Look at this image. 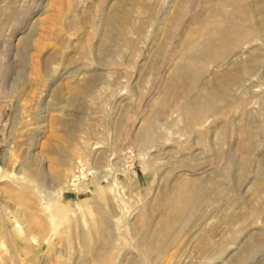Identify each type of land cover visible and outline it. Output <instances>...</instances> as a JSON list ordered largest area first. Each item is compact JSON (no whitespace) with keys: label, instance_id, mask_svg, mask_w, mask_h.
Returning <instances> with one entry per match:
<instances>
[{"label":"rangeland","instance_id":"374dc122","mask_svg":"<svg viewBox=\"0 0 264 264\" xmlns=\"http://www.w3.org/2000/svg\"><path fill=\"white\" fill-rule=\"evenodd\" d=\"M217 8L235 31L173 80ZM263 19L264 0H0V264H264Z\"/></svg>","mask_w":264,"mask_h":264},{"label":"bare ground","instance_id":"6f19581e","mask_svg":"<svg viewBox=\"0 0 264 264\" xmlns=\"http://www.w3.org/2000/svg\"><path fill=\"white\" fill-rule=\"evenodd\" d=\"M56 2V0H55ZM224 3V2H223ZM56 4V3H55ZM58 4V3H57ZM56 4V5H57ZM55 5V7H56ZM180 6V5H179ZM58 7V6H57ZM217 7H220V6H217ZM178 8V7H177ZM216 13L217 15H215V17L213 19H209L207 20V23L205 24V26L207 27V30H205V26L203 27L204 29H199V28H195V29H192L189 37L186 38L187 40V45L189 47V51H188V54H189V57L188 59H184V58H178V61H177V65L176 67L174 68V74H173V80H180V81H187V78L189 75H186L185 73H181L184 68H186L187 65H189V61L190 60H194L196 59L198 56L202 55V54H209L211 52V50L216 47L217 43L219 40L223 39L229 32H233L235 30L233 29H228V28H221L219 27V24L222 23L225 19H227L229 17L226 16V13L223 12L222 8H217L216 9ZM247 13V11H246ZM234 14V13H232ZM113 12L112 13H107V15L105 16V21H104V25H105V34L109 37L111 34V32L116 28L115 27V24H114V20H113ZM116 15V13H115ZM116 19V17H115ZM117 20V19H116ZM115 20V22H117ZM119 20V19H118ZM264 20V19H263ZM261 21V20H260ZM120 22V20H119ZM118 22V23H119ZM263 22V21H262ZM117 23V24H118ZM119 24H122V23H119ZM203 24V23H202ZM258 24V23H257ZM122 26V25H121ZM202 26V25H200ZM200 26H197V27H200ZM259 26V25H258ZM261 26V25H260ZM264 26V25H263ZM118 28V27H117ZM121 28V27H120ZM254 28H256V25L254 26ZM120 30V29H119ZM188 36V34H187ZM25 39V38H24ZM99 51L102 52L101 48H99ZM192 65V64H191ZM242 65V64H241ZM238 67V66H237ZM187 68H189L187 66ZM239 69V68H238ZM236 69V70H238ZM242 69V68H241ZM235 70V69H234ZM241 72V71H240ZM236 72H233L232 73V70L231 72L229 71V74L227 75H224V76H220V77H217V78H213L212 80V83L209 85V84H203L202 85V91L204 93H207L209 94L208 92L212 91V90H216L217 88H220L222 87L223 85L227 84V83H230V81L236 77ZM232 78L229 82L228 80ZM210 82V81H209ZM78 89V88H77ZM172 89V88H170ZM83 90V89H82ZM77 90L75 91V88H74V91H73V95L77 94L76 93ZM80 92V90H79ZM175 92V90L173 91ZM220 92V91H219ZM218 92V93H219ZM203 93V95H204ZM200 95V94H199ZM207 97V96H206ZM71 134V133H70ZM61 136V135H60ZM64 136V135H63ZM70 136V135H69ZM65 137V136H64ZM62 140V139H61ZM66 141V140H65ZM64 141V142H65ZM58 159V158H56ZM55 159V160H56ZM199 183V182H198ZM197 183V184H198ZM195 183L194 185V182H189L188 184L185 185V188L184 191H187L188 190V194L189 195H194L197 194L198 192L195 190L197 187H199ZM257 245V244H256ZM244 254V253H243ZM243 255H241L239 257V259H237V263L240 264L243 260H244V257H242ZM236 262V261H235Z\"/></svg>","mask_w":264,"mask_h":264}]
</instances>
